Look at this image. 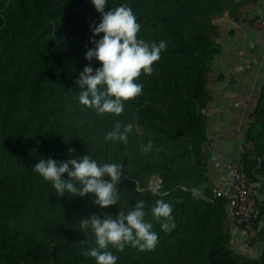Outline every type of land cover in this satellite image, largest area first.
Masks as SVG:
<instances>
[{
	"label": "trees",
	"instance_id": "trees-1",
	"mask_svg": "<svg viewBox=\"0 0 264 264\" xmlns=\"http://www.w3.org/2000/svg\"><path fill=\"white\" fill-rule=\"evenodd\" d=\"M263 1L108 0L106 11L121 4L132 8L141 25L139 39L163 40L167 50L151 75L138 78L142 94L127 101L120 116H96L79 104L76 84L90 63L85 53L94 47L91 39L103 36L91 31L101 20L91 0H0V264H96L82 254L96 246L95 236L80 231L78 220L116 218L139 200L158 244L144 252L110 247L117 264H264V253L254 258L232 247L230 201L208 175L204 113L214 101L210 84L222 49L219 19L226 14L236 19L241 9ZM91 66L95 70L100 62ZM256 108L253 127L261 130L257 142H264V86ZM117 120L134 125L127 145L103 142ZM149 140L152 150L142 155L140 145ZM257 150L262 157L264 143ZM88 154L123 164L118 205L102 209L92 202L94 194L59 197L32 171L40 159ZM242 159L255 182L263 172L259 161ZM157 200L173 208L176 227L170 233L151 215ZM261 223L262 216L257 240L264 245Z\"/></svg>",
	"mask_w": 264,
	"mask_h": 264
},
{
	"label": "clouds",
	"instance_id": "clouds-1",
	"mask_svg": "<svg viewBox=\"0 0 264 264\" xmlns=\"http://www.w3.org/2000/svg\"><path fill=\"white\" fill-rule=\"evenodd\" d=\"M96 11L101 14L98 25L90 26L94 36L91 39L94 47L88 48L86 65L79 78V104L93 110L96 116L112 114L120 116L125 111V103L142 94L144 85L138 81L141 74L147 76L153 72V64L161 58L167 44H149L138 38L141 25L131 7L121 4L115 9L105 10L108 0H91ZM99 61L100 66L93 69L91 62ZM134 125L115 121L110 131L103 136V142H129V134ZM152 141L140 145L141 154L152 150ZM71 153L74 150H69ZM33 172L50 182L59 197H88L94 194L92 202L102 209L118 205L120 199L118 185L124 174L122 163L99 162L89 154L67 161L52 158L40 159L33 167ZM67 174V178H65ZM139 191V189H137ZM172 206L157 200L151 208L152 217L159 222L160 229L171 232L175 229V218ZM145 202L139 200L130 211L123 209L116 218L106 215L101 219L91 215L79 219V230L85 235L90 230L95 236V247L85 250L82 254L95 259L96 264H117L118 256L109 250L111 247L123 252L127 246L139 251H152L158 244L159 234L153 231V224L145 219Z\"/></svg>",
	"mask_w": 264,
	"mask_h": 264
},
{
	"label": "crops",
	"instance_id": "crops-1",
	"mask_svg": "<svg viewBox=\"0 0 264 264\" xmlns=\"http://www.w3.org/2000/svg\"><path fill=\"white\" fill-rule=\"evenodd\" d=\"M264 12V4L249 6L239 11L235 19L226 14L219 19L221 28V54L212 63L215 79L211 83L213 103L205 110L208 122L210 147L207 150L208 175L220 194L224 195L231 182L228 164L249 155L258 160L261 174L251 183L253 194L262 209L264 228V153L257 157V142L261 133L254 128L256 105L264 86V33L252 27V22ZM223 76V80L219 79ZM254 107V108H253ZM231 202L228 205L231 210ZM232 247L240 253L259 258L264 245L257 240L252 247H246V234L230 222Z\"/></svg>",
	"mask_w": 264,
	"mask_h": 264
},
{
	"label": "built area",
	"instance_id": "built-area-1",
	"mask_svg": "<svg viewBox=\"0 0 264 264\" xmlns=\"http://www.w3.org/2000/svg\"><path fill=\"white\" fill-rule=\"evenodd\" d=\"M252 27L258 32L264 33V12L253 20ZM227 167L232 177L224 196L232 204L231 223L235 228L245 232V245L249 248L255 244L260 232L258 226L262 216L261 207L258 198L252 192L243 159L237 158L231 161Z\"/></svg>",
	"mask_w": 264,
	"mask_h": 264
},
{
	"label": "rangeland",
	"instance_id": "rangeland-1",
	"mask_svg": "<svg viewBox=\"0 0 264 264\" xmlns=\"http://www.w3.org/2000/svg\"><path fill=\"white\" fill-rule=\"evenodd\" d=\"M210 87L213 88V87H212V84H210ZM211 88H210V90H211ZM253 108H254V107H253ZM153 183H154V184H153ZM155 183L157 184L158 182H157V181L152 182V187H153V189H154V185H156ZM150 185H151V184H150Z\"/></svg>",
	"mask_w": 264,
	"mask_h": 264
}]
</instances>
